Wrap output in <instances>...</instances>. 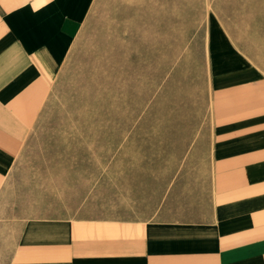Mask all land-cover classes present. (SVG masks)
<instances>
[{"label": "rangeland", "instance_id": "1", "mask_svg": "<svg viewBox=\"0 0 264 264\" xmlns=\"http://www.w3.org/2000/svg\"><path fill=\"white\" fill-rule=\"evenodd\" d=\"M232 60L264 74V0H92L6 182L0 264L33 218L147 219L206 200L212 66Z\"/></svg>", "mask_w": 264, "mask_h": 264}, {"label": "crops", "instance_id": "2", "mask_svg": "<svg viewBox=\"0 0 264 264\" xmlns=\"http://www.w3.org/2000/svg\"><path fill=\"white\" fill-rule=\"evenodd\" d=\"M92 0H0V201ZM210 191L147 219L20 224L7 264H264V74L212 66Z\"/></svg>", "mask_w": 264, "mask_h": 264}]
</instances>
